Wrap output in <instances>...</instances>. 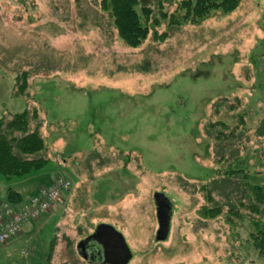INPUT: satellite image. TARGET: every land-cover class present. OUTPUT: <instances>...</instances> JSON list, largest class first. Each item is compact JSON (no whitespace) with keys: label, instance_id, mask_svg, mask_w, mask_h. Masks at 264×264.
I'll return each mask as SVG.
<instances>
[{"label":"rangeland","instance_id":"obj_1","mask_svg":"<svg viewBox=\"0 0 264 264\" xmlns=\"http://www.w3.org/2000/svg\"><path fill=\"white\" fill-rule=\"evenodd\" d=\"M144 1L151 30L131 47L101 0H0V117L40 110L48 159L0 176V200L72 183L0 264H46L52 242L51 264H98L78 250L101 223L124 235L128 264H264L250 238L264 204L250 208L245 177L264 183V0L203 19ZM157 192L173 203L160 242Z\"/></svg>","mask_w":264,"mask_h":264},{"label":"trees","instance_id":"obj_2","mask_svg":"<svg viewBox=\"0 0 264 264\" xmlns=\"http://www.w3.org/2000/svg\"><path fill=\"white\" fill-rule=\"evenodd\" d=\"M162 1L158 0L157 4ZM241 0H182L178 9H184V18L189 14L193 19H203L208 17L213 11L230 12L235 9ZM101 6L111 9L115 27L119 37L129 46L137 47L144 42L151 30L150 15L153 10L151 2L144 0H101ZM156 4V5H157ZM162 15L166 12L160 11ZM152 19L155 18L152 16ZM180 22V21H178ZM28 73V72H27ZM27 73L22 75L23 85L20 92L23 93L27 88ZM21 78V77H20ZM19 78V79H20ZM18 79V80H19ZM40 110L26 109L13 115L0 117V176L5 179L20 178L25 174L33 173L46 166L48 159L41 156L47 148L45 137L39 131L38 125L32 129L31 121L39 119ZM217 124L228 127L224 122H217L210 127L214 130ZM224 135L225 132H222ZM226 136V135H224ZM217 138H221L217 135ZM240 171H230L239 173ZM244 172V171H243ZM258 175V173H255ZM254 176V175H252ZM66 177V176H64ZM247 189L253 197L254 204L250 208L260 211L257 206L264 204V183L251 181V176L247 173ZM68 178V177H66ZM20 191L9 187L6 189L5 202L17 203L24 199ZM1 201V200H0ZM256 202V203H255ZM213 210V209H212ZM219 210V208H217ZM261 212V211H260ZM254 231L250 238L259 254L264 255V221L262 219H253ZM53 251V242L50 252L46 258V264H51Z\"/></svg>","mask_w":264,"mask_h":264},{"label":"built area","instance_id":"obj_3","mask_svg":"<svg viewBox=\"0 0 264 264\" xmlns=\"http://www.w3.org/2000/svg\"><path fill=\"white\" fill-rule=\"evenodd\" d=\"M71 184L68 178L58 176L49 187L43 188L39 194L26 196L21 202L0 201V246L20 235L26 224L35 223L47 214Z\"/></svg>","mask_w":264,"mask_h":264},{"label":"water","instance_id":"obj_4","mask_svg":"<svg viewBox=\"0 0 264 264\" xmlns=\"http://www.w3.org/2000/svg\"><path fill=\"white\" fill-rule=\"evenodd\" d=\"M154 201L157 207L158 235L157 241H165L169 237L172 217L173 203L164 193L157 192L154 195ZM95 240L102 246V264H128L133 253L124 237L113 225L101 223L97 225L94 233L85 239V241ZM85 241H80L79 253L84 258Z\"/></svg>","mask_w":264,"mask_h":264},{"label":"flooded vegetation","instance_id":"obj_5","mask_svg":"<svg viewBox=\"0 0 264 264\" xmlns=\"http://www.w3.org/2000/svg\"><path fill=\"white\" fill-rule=\"evenodd\" d=\"M86 238L88 237L83 238L81 241H85ZM84 246L86 249L85 255H87L85 259L91 263L98 261L100 264H102V246L95 240L85 241Z\"/></svg>","mask_w":264,"mask_h":264},{"label":"crops","instance_id":"obj_6","mask_svg":"<svg viewBox=\"0 0 264 264\" xmlns=\"http://www.w3.org/2000/svg\"><path fill=\"white\" fill-rule=\"evenodd\" d=\"M54 179H55V177H51V178L48 180V182H47V186H44V187H48L50 184H52V182L54 181ZM44 187H43V188H44ZM2 194H3V193H2ZM0 195H1V193H0ZM27 195H28V194H27ZM38 226H39V225H38L37 222L26 224V226H25L23 232H22L20 235L16 236L14 239H12V240L9 241V242L17 241L18 239H20V238L23 236L24 233L28 234V233H30V232H33L34 230H37V227H38ZM9 242H8V243H9ZM6 246H7V245L0 246V249H5Z\"/></svg>","mask_w":264,"mask_h":264}]
</instances>
